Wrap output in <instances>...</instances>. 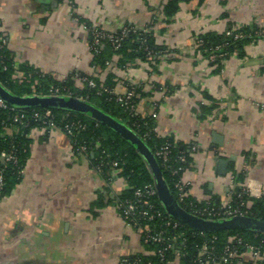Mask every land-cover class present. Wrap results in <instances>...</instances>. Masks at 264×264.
I'll return each instance as SVG.
<instances>
[{
    "label": "crops",
    "instance_id": "0c3cea01",
    "mask_svg": "<svg viewBox=\"0 0 264 264\" xmlns=\"http://www.w3.org/2000/svg\"><path fill=\"white\" fill-rule=\"evenodd\" d=\"M165 3L0 0V31L16 67L31 65L56 81L72 78L78 88L110 75L116 94L141 88L137 113L153 119L156 133L198 146L184 173L192 197L224 203L246 185L264 196V0H183L173 16ZM87 24L107 32L126 25L151 30L166 51L157 65L120 64L114 54L101 68ZM243 26L260 28L259 37L220 68L198 50L199 34ZM30 138L23 178L0 199V264H123L153 253L142 231L122 217L124 177L107 180L88 154L75 153L60 127L36 126ZM217 158L228 160L226 175ZM236 264L252 262L244 255Z\"/></svg>",
    "mask_w": 264,
    "mask_h": 264
},
{
    "label": "trees",
    "instance_id": "16d2710c",
    "mask_svg": "<svg viewBox=\"0 0 264 264\" xmlns=\"http://www.w3.org/2000/svg\"><path fill=\"white\" fill-rule=\"evenodd\" d=\"M183 0H166L164 4V12L167 16H173L179 9L180 2ZM90 28V44L94 53L97 65L103 68L107 61H111L114 54L120 56L119 63L125 64L127 61L136 59L145 60L152 65H157L162 53L166 48L156 43L153 31L147 32L130 30L122 37V29L115 32L116 36L121 37L119 46H116L107 38L100 40L99 44L93 45L94 30L91 24H87ZM124 27L131 28V25ZM232 35L226 32H206L198 35V50H202L206 56L210 53L223 54V57H217L211 63L217 68L222 66L223 60L227 59L234 51H241L244 45L252 42L259 37L260 28L256 26H243L240 28H232ZM237 33L242 37L235 38ZM221 45L219 50L215 47ZM24 73L30 81H19L13 78L16 72ZM113 75H110L104 82L94 79L96 86L92 87L88 83L82 88L76 87L72 78H66L62 81H56L40 72L31 65H21L16 67L12 54L8 48L7 42L0 41V83L15 95H46L51 86H59L68 88L73 96L86 100L107 114L120 120L130 129L136 132L147 144L149 149L154 153L156 160L164 174L172 193L178 199L175 181L181 178L189 164L192 162L193 146H182L173 141L169 137H160L154 127L153 119L149 116H142L137 112L130 110L131 105H137L141 93V88L129 85L124 94L114 93L112 87L114 85ZM37 83L34 84V81ZM135 91V96L127 100L126 93L129 90ZM13 106V105H12ZM16 107V111H0V170L4 176V184L0 189V199L8 195L12 189L22 180L23 171L29 157L31 138L30 132L36 126L48 125L45 123V113L49 110L52 113V119L56 127L64 128L67 124L81 123L84 129H76L74 136L71 137L75 153L83 146L87 147L85 154L89 155L92 164L95 167L100 166L103 176L110 180L113 176L124 177L128 182V188L119 196L120 205L127 200L135 199V190L144 187L147 184H153L154 178L149 169L148 163L143 156L137 151L134 144L123 138L116 130L106 126L95 118L84 114L83 112L70 111L60 108H45L40 106ZM25 113V125H21L14 121L16 113ZM11 130L15 132L11 133ZM170 143V162L164 163L162 158L156 153L166 144ZM2 151H6L15 156V160L5 162L1 157ZM180 156L185 157V161H181ZM118 162L114 166V162ZM182 167L176 174L174 169ZM191 199H194L192 197ZM191 199L185 202L179 201L180 205L189 212L193 208L189 206ZM246 205L243 208L251 217L264 220V196L259 198H250L245 196ZM236 200V196L234 197ZM216 204H220L216 200H211ZM151 202L154 209L160 211L161 216H157L152 220L140 219L136 228L141 231L146 226H151L155 231H164L165 236L172 238L177 236L178 239L169 246L168 241L164 243L149 242L145 243L153 253L149 256L135 255L125 257L126 264H164L175 258H179L182 264H207L200 258L199 249L204 244L210 245L217 256L221 254L224 247L235 242L237 236H241L244 241L250 243H264V233L242 230L227 229L216 232L202 231L192 228L184 223L177 227L167 225V213L163 208L157 196L152 197ZM205 203L201 202L198 207H202ZM235 205V204H234ZM147 208L145 205L141 206ZM122 212V209H121ZM174 220V219H173ZM144 232L142 231V236ZM144 241V240H143ZM162 250L163 255L159 253ZM178 252L180 253L178 255ZM213 264V263H208Z\"/></svg>",
    "mask_w": 264,
    "mask_h": 264
},
{
    "label": "built area",
    "instance_id": "2783aa9c",
    "mask_svg": "<svg viewBox=\"0 0 264 264\" xmlns=\"http://www.w3.org/2000/svg\"><path fill=\"white\" fill-rule=\"evenodd\" d=\"M94 30V39L93 45L99 44L100 40L107 38L109 39L116 48L119 46L121 37L116 36L115 32H107L101 28L92 27ZM130 30H133L134 32L138 29L135 27H123L122 28V37L125 36ZM144 32H147L148 29L141 30ZM228 35L233 34V30H228L226 32ZM242 37V34L237 33L235 35V38ZM0 41H5L4 33L0 31ZM221 45H218L215 47L216 50H219ZM225 53L216 54L215 52L210 53L209 60L213 61L217 57H223ZM13 78L18 79L19 81H30V79L22 72H16L13 75ZM37 83V80L34 81V86ZM88 83L90 86L95 87L96 82L93 79H88ZM48 96H73L72 92L65 87H59V86H51L49 88ZM135 96V91L129 90L126 93L127 100H130ZM16 111V107L10 105L7 103L3 98L0 97V111ZM130 110L132 112H137V105H131ZM52 113L51 111H47L45 113L46 121L45 123L48 125L49 128L56 127V125L53 122ZM25 113L24 112H18L16 113V116L14 118L15 122L20 123L21 125H25ZM85 126L81 123H71L67 124L63 129L70 137L74 136V131L76 129H84ZM170 143L163 145L158 151L157 155L162 158L164 163H169L171 156H170ZM198 149V146L194 145L193 151H196ZM87 152V147L83 146L82 148L78 149L77 154H85ZM1 157L5 162L15 160V156L11 153H8L6 151H2ZM181 161H185L184 156L179 157ZM114 166L118 165V162L113 163ZM98 171H101L100 166L96 167ZM179 170H182V167H179L178 169H174L173 173L176 174ZM0 170V189L3 187L4 184V176L3 173ZM24 172V171H23ZM175 188L177 190L178 195V201L185 202L188 199L192 198L189 182L185 179L184 175L179 178L177 181H175ZM157 196V190L156 187L153 184H147L144 187L137 188L135 190V199L133 200H127L126 202L121 204L122 209V217L125 220L126 223L129 225L136 227L140 219L144 220H152L153 218L157 216H161L160 211H156L154 209V204L151 202L152 197ZM236 196V200H234V197ZM245 196H249L250 198H259L262 196V193L259 192V190H255L254 187L251 185L242 186L238 189L231 190L230 192V198L220 204H216L215 202H212L211 200H200L197 198L191 199L189 202V206L193 208V211L191 213L196 214L198 216L208 218V219H225L230 218L233 216L238 215H248L247 211H245L243 208L246 205ZM204 202L205 204L202 207H198V205ZM235 204V205H234ZM145 205L147 208L143 209L141 206ZM167 213V212H166ZM167 225H173V227H177L180 222L173 217H171L169 214H167ZM174 219V220H173ZM143 240L145 243L149 242H155V243H164L165 241H168L169 246H173L172 242L174 243L178 237L174 236L172 238H168L165 236L164 231H155L151 226H146L143 230ZM159 253L163 255L162 250H159ZM200 258L205 260L208 263L213 264H236V260L238 258H241L244 255H248L251 259L252 264H264V243H250L244 241V239L241 236H237L235 238V242L232 244H228L224 247L223 251L219 256L215 254L212 247L208 245L207 243H204L200 249ZM180 253L178 252V255ZM127 260L123 261V264H126Z\"/></svg>",
    "mask_w": 264,
    "mask_h": 264
},
{
    "label": "water",
    "instance_id": "95a60500",
    "mask_svg": "<svg viewBox=\"0 0 264 264\" xmlns=\"http://www.w3.org/2000/svg\"><path fill=\"white\" fill-rule=\"evenodd\" d=\"M0 97L10 105L18 107L40 106L45 108H60L70 111L83 112L84 114L89 115L106 126L116 130L123 138L134 144L137 151L146 160L154 178V185L157 190V197L159 201L167 214L179 222L192 228L208 232L235 228L264 233V220L254 218L249 215H238L225 219H208L184 209L169 188L154 153L149 149L145 141L126 124L107 114L96 105L76 96H19L13 94L1 83ZM217 162L219 167L218 172L222 175H226L228 160L217 158Z\"/></svg>",
    "mask_w": 264,
    "mask_h": 264
},
{
    "label": "rangeland",
    "instance_id": "374dc122",
    "mask_svg": "<svg viewBox=\"0 0 264 264\" xmlns=\"http://www.w3.org/2000/svg\"><path fill=\"white\" fill-rule=\"evenodd\" d=\"M101 172V171H100Z\"/></svg>",
    "mask_w": 264,
    "mask_h": 264
}]
</instances>
